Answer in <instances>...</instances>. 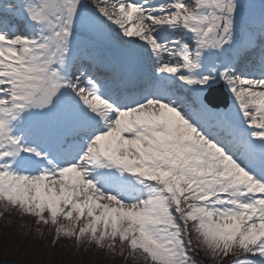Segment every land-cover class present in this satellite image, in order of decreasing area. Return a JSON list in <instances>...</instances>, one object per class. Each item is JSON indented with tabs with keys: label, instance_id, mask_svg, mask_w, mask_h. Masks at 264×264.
<instances>
[{
	"label": "snow or ice",
	"instance_id": "snow-or-ice-1",
	"mask_svg": "<svg viewBox=\"0 0 264 264\" xmlns=\"http://www.w3.org/2000/svg\"><path fill=\"white\" fill-rule=\"evenodd\" d=\"M0 205L264 264V0H0Z\"/></svg>",
	"mask_w": 264,
	"mask_h": 264
},
{
	"label": "trees",
	"instance_id": "trees-1",
	"mask_svg": "<svg viewBox=\"0 0 264 264\" xmlns=\"http://www.w3.org/2000/svg\"><path fill=\"white\" fill-rule=\"evenodd\" d=\"M2 206L3 205H0V264H38L40 255L38 244L36 248L30 247H32L35 242H38V240H42L46 229L48 228L47 230L49 231L51 227L48 226V224H44L42 226V233L39 235L37 233V225L35 224L36 218H34V216L22 214L21 211L15 209L16 207H10L5 211L2 209ZM19 225L20 228L18 229ZM32 229H34V232L31 231ZM10 237L20 240L17 244L15 243L13 245L15 250H9L12 246L11 240H9ZM32 239L33 245L30 246L29 243H31ZM72 244L73 238L65 236H62V238L60 237L57 250L50 258V264H69L71 255L75 250ZM193 248L206 264H212L205 255L203 249L195 247V242ZM78 249L80 250L79 253H82V250H88L86 254H83L88 260H94L96 263L102 260V248L100 247L96 248L92 244H85L82 242ZM194 259H196L195 256ZM104 260L106 262H113L115 258L111 253H108ZM124 264H146V262L142 257H139L138 254L131 252Z\"/></svg>",
	"mask_w": 264,
	"mask_h": 264
},
{
	"label": "rangeland",
	"instance_id": "rangeland-1",
	"mask_svg": "<svg viewBox=\"0 0 264 264\" xmlns=\"http://www.w3.org/2000/svg\"><path fill=\"white\" fill-rule=\"evenodd\" d=\"M245 2H248V0H245ZM251 2L257 3L259 4L260 1L259 0H251ZM17 211H20L17 207L15 208ZM63 223H67V221H63ZM44 225L42 222H37V233H39V229L40 227ZM63 235H61L60 237L62 238ZM73 239H75L73 237ZM9 240H11V248L9 250H15V247L13 246L15 243L17 244L20 240L14 238V237H10ZM60 242V240H59ZM108 241H106L107 243ZM38 244V251L40 252L39 255V259H38V264H50V258L52 256V254L57 250V245H50L49 242L44 241V240H38V242H35V244L33 245V239L31 240V243H29L30 248H36ZM105 246V243H104ZM123 248V250L125 251L127 246L126 245H122L121 242L118 240V242H116L113 246V248L109 249L110 253L112 256H114L115 261L113 262H99L96 263L94 262V260H88L86 257H82L81 254H77L75 252H73V254L71 255V258L69 260V264H122L123 262V251H121V249ZM205 255L211 260V262L213 264H220V262L222 261L221 258L217 257L215 259L211 258L209 253L204 250Z\"/></svg>",
	"mask_w": 264,
	"mask_h": 264
}]
</instances>
